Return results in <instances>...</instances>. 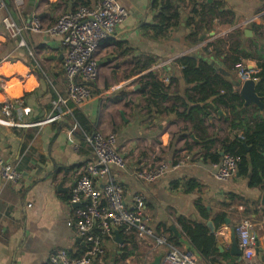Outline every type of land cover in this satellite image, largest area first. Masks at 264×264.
I'll return each instance as SVG.
<instances>
[{"label":"crops","instance_id":"obj_1","mask_svg":"<svg viewBox=\"0 0 264 264\" xmlns=\"http://www.w3.org/2000/svg\"><path fill=\"white\" fill-rule=\"evenodd\" d=\"M4 1L22 28V36L13 39L5 34V12L0 11V101L14 104L11 117L0 110V156L21 171L23 179L17 184L4 183L0 175V264H46L57 250H67L75 256L84 253V242L75 238L68 225L75 209L69 200L82 167L94 156L73 112L90 127L89 134L116 135V145L127 158L128 169L113 170V174L124 190L127 206H132L134 196H145L146 224L156 235L166 234L177 238L180 245H190L179 220L193 226L202 224L216 239V264H248L242 254L238 259L231 254V248L238 245L236 227L248 220L259 236L256 264H264L262 186L252 187L250 178L238 176V172L225 183L213 177L217 154L222 157L224 144H230L243 131L234 128L230 110L218 101V96H207V91L201 94L197 84L187 83L179 65L185 56L207 61L200 51L228 38L234 46L242 44L249 55L246 62L258 67L264 62V0H219L235 13V26L227 29L216 21V27L207 34L204 32L208 28L204 32L199 29L201 0H180V27L163 37L144 28L158 21L154 0H120L129 16L100 45L99 75L92 85L94 97L81 108L58 103L67 96L61 39L46 31L33 33L26 28L36 17L43 21L45 29L49 28L61 15L73 12L79 5L94 6L96 0H26L21 10L16 9L14 0ZM213 1L218 0L209 2ZM194 8L198 10L197 18L192 15ZM190 18H195L197 27ZM246 20L250 23L243 26ZM238 31L244 34L245 41L234 34ZM198 32L199 42L193 46L187 37ZM172 59L176 60L153 71ZM151 62L149 70L143 69ZM210 64L227 82L236 83L240 93L237 63L223 64L220 59ZM6 65L14 69L9 76L2 71ZM150 73L164 84V95L156 91L152 96L149 88L143 89ZM222 90L216 88L215 93ZM246 108L250 119L259 120L255 114L256 108L262 114L260 108ZM174 109L188 116L193 109L194 113L186 119L178 117ZM160 161L171 165L160 180L144 184L132 177L134 169ZM231 196H236L235 200ZM245 200L257 212L246 216ZM198 206L206 210L208 218ZM221 213L227 216L219 226L216 219ZM173 227L185 242L175 236ZM136 243L138 248L133 255L119 264H142L147 255L154 257L160 251H153L152 240ZM107 247L110 251L122 246L114 242ZM137 256L140 260L134 262ZM200 264L213 263L200 256Z\"/></svg>","mask_w":264,"mask_h":264},{"label":"built area","instance_id":"obj_2","mask_svg":"<svg viewBox=\"0 0 264 264\" xmlns=\"http://www.w3.org/2000/svg\"><path fill=\"white\" fill-rule=\"evenodd\" d=\"M14 4L17 10H21L26 0H14ZM0 11L5 12L2 19L5 34L13 39L20 38L22 28L13 19L4 0H0ZM128 16L129 13L123 8L120 0H96L94 6L79 5L73 12L61 15L55 24L46 29L38 17L32 20L26 31H46L50 36L60 38L65 49L63 70L67 96L59 99V105L66 107L72 103L81 108L93 99L92 85L97 82L99 75V47L115 34L118 26L124 23ZM249 23V20H246L242 25L247 26ZM21 44H24V41ZM175 60L163 62L153 71ZM235 68L241 84L248 81L258 82L256 75L259 70L255 64L249 65L242 60ZM13 109L14 104L11 101H0V110L7 117H11ZM85 137L93 150L94 158L82 167L73 187L69 203L75 206V209L68 225L74 231L75 238L86 243V248L78 257L67 250H57L46 264H104L107 246L115 242L117 230H123L125 236H136V242L139 243L145 244L152 240L153 251L158 253L160 250L156 255L163 256L161 264H200L199 253L190 245L172 246L168 235H156L147 227L144 195L134 196L132 206L126 205L124 190L113 174V170L125 172L128 169V160L116 145V135L96 132ZM239 137L242 138V134ZM239 162V157L224 153L220 163L214 166V179L220 183L228 182L237 174ZM170 167L166 161L155 162L147 167L134 169L132 177L144 184H153L163 178ZM0 175L4 183L17 184L23 179L22 172L2 156ZM235 231L242 258L248 264H256L259 236L255 225L248 220L243 221ZM154 257L147 255L142 264L152 263Z\"/></svg>","mask_w":264,"mask_h":264},{"label":"trees","instance_id":"obj_3","mask_svg":"<svg viewBox=\"0 0 264 264\" xmlns=\"http://www.w3.org/2000/svg\"><path fill=\"white\" fill-rule=\"evenodd\" d=\"M180 0H154L153 1V9L158 10V21L156 25H146L144 28L148 29L153 33V35L158 37L165 36L171 30L179 29L180 23V13L179 4ZM200 0H196L198 3ZM199 7H201V12L199 18V29L204 34H207L211 28H215V23L218 21L219 25H223L230 29L235 26V13L227 7V5L222 1H213L209 2V0H201ZM84 5V4H83ZM85 6V5H84ZM90 7V6H87ZM198 10L196 8L193 9L192 15L195 16ZM195 18H197L195 16ZM190 18V21L195 23V27H197V23L194 19ZM186 26H189V24ZM237 31V30H236ZM200 32L192 33L187 37L190 41V44L196 46L198 44V39L200 37ZM239 40L245 41L244 34L241 32L234 33ZM234 43L228 38L219 39L215 41V43L209 44L205 49L201 50L200 53L207 56V61L197 58L196 56H185L179 60V65L182 67L181 75L187 83L194 85L197 84L198 88H201V94L207 91V96L216 95L218 96V101L225 105L229 110L233 117L234 128L241 129L242 138L237 136L230 144H224L223 153L232 154L240 158V162L238 164V174L241 177L250 178V185L252 187H260L264 186V108L262 114L256 108L255 117L259 118V120L250 119L249 118V108H246L244 105V100L241 97L238 88L236 87V83L227 82L224 78V75L220 74L215 66L211 65L210 62L216 63L217 60H222L223 64L227 62H234V64L244 60L247 61L249 55L243 49L242 44L233 45ZM211 49V50H210ZM260 62V61H259ZM153 65V62L149 63L143 69L149 70ZM259 72L256 75L258 79V86L256 88V93L261 98L262 103L264 105V62H260L258 65ZM149 80L143 85L144 88H149L148 92L154 96L156 95V91L160 94L164 95L163 87L164 84L157 78L156 75L150 73L147 76ZM216 88L223 89L221 93L216 92ZM186 109L188 108L185 106ZM70 108V107H69ZM203 112V115H207L205 110L199 109ZM176 111L178 117H183L186 119H191L192 113H194V109L192 113L188 116L186 112L183 114H179L177 109ZM189 111V109H188ZM73 115L76 118V121L79 123L80 127L84 132V141L86 140V135L91 132L90 127L86 124L84 119L73 112ZM95 134V133H94ZM244 145L250 148V152L247 153ZM221 161V157L217 154V159L214 163L217 165ZM251 164V166H250ZM233 200H235L236 196H231ZM232 200V201H233ZM250 201L245 200L246 208L244 210V214L246 216H250L251 214L257 212V210H252L250 206ZM255 204H253L254 206ZM198 209L201 211L202 215L205 218H208L206 210L198 206ZM226 213H221L217 215V223L219 226L223 224ZM181 229L183 234L188 239L191 247L195 249L202 259L208 261L211 260L212 263H218L213 257L216 253H218L216 249V239L214 235L210 234L209 229L202 224L189 225L184 220H179ZM120 235L123 240H125V244L122 247H116L113 250H108L104 264H119L122 261L127 260L130 256L133 255L134 251L138 248L136 239L133 235L125 236L123 230H120ZM170 244L172 246H180V242L177 238H170ZM83 252V251H82ZM81 252L76 254V256H81ZM112 254H115L114 262L111 263Z\"/></svg>","mask_w":264,"mask_h":264},{"label":"water","instance_id":"obj_4","mask_svg":"<svg viewBox=\"0 0 264 264\" xmlns=\"http://www.w3.org/2000/svg\"><path fill=\"white\" fill-rule=\"evenodd\" d=\"M34 1V0H33ZM211 1V0H209ZM249 33V30H246L245 31V35L247 36V34ZM238 86L240 87V95L241 97L243 98L244 100V105L246 107H249L251 105H255L257 106L258 108H260V110H263L264 108V105L262 103V100L261 98L258 96V94L256 93V88L258 86V82L257 81H248V82H245L243 84H238ZM245 149L247 152L250 151V148L247 147L246 145H244ZM223 156V154H222ZM239 176V174H238ZM262 194H261V206L263 207L264 209V186L262 187ZM226 222L228 223V220H226ZM209 226L212 228V231L214 232V229L212 227V224L209 223ZM172 231L174 232L175 236H177L178 238H180L181 242H185L182 237H181V234H179V231L173 227L172 228ZM115 242L116 244H118L119 246H123L125 244V240H123L121 238V235H120V231H116L115 232ZM186 244H188L186 242ZM82 245L86 246V243H82ZM231 254L233 257L235 258H239L241 257V250L239 249L238 245H234L232 248H231ZM112 260H111V263L114 262V258H115V254L112 255ZM163 256L162 254H159V255H156L154 257V260L152 263L150 264H161V260H162ZM229 264H233V262L229 263Z\"/></svg>","mask_w":264,"mask_h":264},{"label":"bare ground","instance_id":"obj_5","mask_svg":"<svg viewBox=\"0 0 264 264\" xmlns=\"http://www.w3.org/2000/svg\"><path fill=\"white\" fill-rule=\"evenodd\" d=\"M15 68V67H14ZM19 70H21L22 71V66H19ZM16 69H18V68H16ZM11 70H13L14 71V69H13V67H10V66H8V65H6L3 69H2V71H3V73L4 74H6V75H10V72H11V74H12V71ZM14 73V72H13ZM12 76V75H11ZM12 89V88H11ZM10 92L13 94V95H15V91L12 89V90H10Z\"/></svg>","mask_w":264,"mask_h":264},{"label":"rangeland","instance_id":"obj_6","mask_svg":"<svg viewBox=\"0 0 264 264\" xmlns=\"http://www.w3.org/2000/svg\"><path fill=\"white\" fill-rule=\"evenodd\" d=\"M138 258H135L134 259V262H137L138 261V259H139V256H137ZM140 260V259H139Z\"/></svg>","mask_w":264,"mask_h":264}]
</instances>
